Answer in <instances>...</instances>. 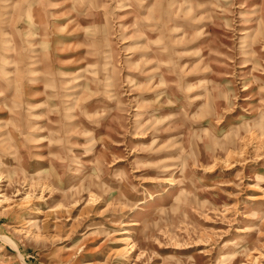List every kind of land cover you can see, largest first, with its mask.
I'll list each match as a JSON object with an SVG mask.
<instances>
[{
    "label": "rangeland",
    "instance_id": "374dc122",
    "mask_svg": "<svg viewBox=\"0 0 264 264\" xmlns=\"http://www.w3.org/2000/svg\"><path fill=\"white\" fill-rule=\"evenodd\" d=\"M0 264H264V0H0Z\"/></svg>",
    "mask_w": 264,
    "mask_h": 264
}]
</instances>
